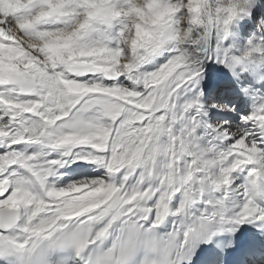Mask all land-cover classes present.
Masks as SVG:
<instances>
[{
  "label": "snow or ice",
  "instance_id": "snow-or-ice-1",
  "mask_svg": "<svg viewBox=\"0 0 264 264\" xmlns=\"http://www.w3.org/2000/svg\"><path fill=\"white\" fill-rule=\"evenodd\" d=\"M0 264H264V0H0Z\"/></svg>",
  "mask_w": 264,
  "mask_h": 264
},
{
  "label": "bare ground",
  "instance_id": "bare-ground-1",
  "mask_svg": "<svg viewBox=\"0 0 264 264\" xmlns=\"http://www.w3.org/2000/svg\"><path fill=\"white\" fill-rule=\"evenodd\" d=\"M240 23H243V21H240ZM208 51H209V49L205 48L203 54L206 55L208 53ZM73 167H75V166H73ZM92 167L93 166L89 165L86 167V169H84V171H87V170L91 169ZM245 227H250V226L246 225Z\"/></svg>",
  "mask_w": 264,
  "mask_h": 264
}]
</instances>
